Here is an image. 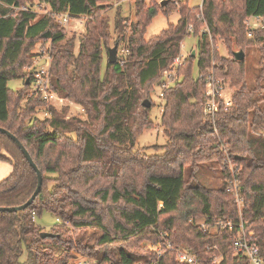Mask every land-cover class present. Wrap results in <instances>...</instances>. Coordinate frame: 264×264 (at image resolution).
<instances>
[{
    "label": "trees",
    "instance_id": "trees-1",
    "mask_svg": "<svg viewBox=\"0 0 264 264\" xmlns=\"http://www.w3.org/2000/svg\"><path fill=\"white\" fill-rule=\"evenodd\" d=\"M39 1L49 6L41 15L28 0H0V126L23 142L43 174V187L30 206L20 212L0 211V264H71L74 245L63 238L69 225L101 231L94 244L75 245L88 258L85 264H183L176 257L181 247L205 264H251L234 246L241 221L246 234L253 232L264 260L262 88L247 89L245 62L232 50L233 44L245 52L258 46L264 54V0H204L197 7L188 0H168L166 5L164 0H134L135 20L118 9L116 37L105 15L115 0ZM159 9H178L180 19L147 38V27ZM64 13L84 20L85 32L78 38L68 37L59 22ZM257 18L260 25L250 28L247 21ZM192 33L199 35L196 55L190 52L176 67L182 78L163 88L160 96L165 150L139 156L130 147L153 124L151 94L158 86L161 90L182 41ZM217 39L231 56L219 51ZM48 41L49 91L82 106L85 119L69 115V103L58 108L41 93L25 96V90L33 88L32 50ZM112 44L120 50L115 63L105 58ZM196 58L199 74L194 77ZM262 64L259 80L264 60ZM210 69L239 87L228 109L221 107L213 117L204 113L206 81L199 77ZM16 78L23 79L25 89L9 87L8 81ZM43 107L48 115L40 118L37 113ZM230 158L235 162L232 170ZM203 159L220 165V187L196 185L186 178L185 164L195 167ZM0 160L13 166L0 181V205H20L35 191L37 173L1 132ZM44 211L58 221L46 237L35 220ZM222 220L233 225L217 224ZM146 242L160 243L162 251ZM168 242L174 248L169 249ZM217 257L220 261L214 263Z\"/></svg>",
    "mask_w": 264,
    "mask_h": 264
},
{
    "label": "rangeland",
    "instance_id": "rangeland-1",
    "mask_svg": "<svg viewBox=\"0 0 264 264\" xmlns=\"http://www.w3.org/2000/svg\"><path fill=\"white\" fill-rule=\"evenodd\" d=\"M115 0L111 2V8L105 13L106 17H108L110 21V26H111V31L114 34V37H116V33L114 31V22L116 19V15L119 11L124 17H127L128 20L133 21L135 20V14H136V6L134 3V0H129V1H118ZM189 5L191 7H197L200 6L204 0H188ZM29 4H32L33 8L39 12V15L44 14L45 11H47L49 8L48 5L44 3H40L39 0H28ZM48 8V9H46ZM19 7L16 8L18 10ZM166 10L164 9H159L151 23L148 25L147 30H146V37L150 38L152 36H155L159 34L162 30L168 27L169 23H178L180 19V13L178 9H172L169 13L165 12ZM254 21V20H253ZM66 31L68 34V37H73L79 35L83 32H85V26L84 22L80 20L78 22V19H73L70 21L68 25L65 26ZM202 28L201 30L203 31ZM76 38V39H77ZM210 38V37H209ZM198 40H199V35L197 34H189L187 35L184 40L182 41V47H181V52L183 55L186 57L189 56L190 52L192 53L193 49L197 48L198 45ZM211 40V38H210ZM218 40V39H217ZM78 39L76 40L77 43ZM64 43V41L62 42ZM114 44L111 45L113 47ZM49 47V48H48ZM217 48L219 51L229 57L231 56L230 54V49L227 48L226 44L224 41L221 39L218 40L217 42ZM52 49V44L50 41L48 42H39L36 48L32 50L33 55H34V62L31 67H29V70H36L40 68L41 66L45 65V51L50 50L51 52ZM232 50L234 51H239V47L235 44L232 45ZM76 52H78V48L75 49ZM49 52V51H48ZM245 53V78L244 80L246 81L247 89L249 90H256L259 87L262 89L259 92V97L263 99V105H264V76L261 80H259L260 75L262 74L263 70V64L262 61L264 60V54L261 51V49L258 46H253L250 48L246 49ZM106 60L108 59V54H105ZM214 64V63H213ZM106 63H104V69H105ZM199 74V65H198V59L196 58L193 63V68H192V75L194 77H197ZM166 75V74H165ZM180 77L182 78L181 75L175 80L174 83L179 81ZM219 79L224 78V86H223V94L225 95V101H224V106H229L231 105V99L234 94V91L238 90L239 87H232L230 84V78L229 77H223L220 76L218 77ZM172 82V84L174 85ZM8 85L11 89L13 90H23L25 89L24 87V82L23 79L21 78H16V79H11L8 81ZM33 89H26L25 90V96L30 97L33 92ZM160 86L156 87L155 90L152 92L151 96L154 102V105L152 104L150 112H149V117L152 121V125L150 127H146L141 134H139L136 138V141L132 147H130L133 152H137L139 156L141 155H149V154H155V153H163L165 145L168 142V138L165 135L164 128L161 125V117L163 114V106H164V101L160 97ZM38 94V93H36ZM59 95V94H58ZM62 97V95H59ZM64 98V97H63ZM206 100V95L204 94V103ZM70 102L65 101L64 103H57V107L60 108L61 106H65L66 103H69L70 105V111L69 115H77L85 119L87 117L86 112L84 111V108L80 105H77L72 99ZM63 106V107H64ZM224 110H227L224 108ZM205 113V110H204ZM37 115L40 118L46 117L47 114V107L39 108V111ZM206 115V114H205ZM208 120V119H206ZM197 165L194 167L190 163L185 164L184 168V174L187 179L191 180L194 184L196 185H204L210 188H218L223 184L224 176L221 170L220 165L212 159H203L199 160L196 162ZM227 163L232 170L235 168V162L230 158L227 160ZM240 201V200H239ZM239 204V209L241 207V202ZM36 222L41 225L44 228V231H50V228L54 226L58 221L57 217L48 212L44 211L42 212L41 215H36L35 217ZM197 222L202 224L205 223L204 219H197ZM69 230L67 232H64V239H70L72 245H74L73 250L71 251V254L73 255L70 259L71 264H85V261L88 260V258L84 257L83 254H81L80 251L76 248V244L81 245V244H89V243H95L97 237L101 234V231L98 229H94L91 227H88L86 229H76L73 226L69 225ZM214 229V228H213ZM43 232V231H42ZM145 244H148L150 248L155 249L157 248L156 245L152 243L146 242ZM93 260L92 258H90Z\"/></svg>",
    "mask_w": 264,
    "mask_h": 264
},
{
    "label": "built area",
    "instance_id": "built-area-1",
    "mask_svg": "<svg viewBox=\"0 0 264 264\" xmlns=\"http://www.w3.org/2000/svg\"><path fill=\"white\" fill-rule=\"evenodd\" d=\"M118 1L125 2L129 0H118ZM58 18H59V22L63 24L64 26L68 25L70 21L73 19H78V22L80 20L84 22L82 18H72L70 17L68 13L61 14L59 15ZM247 23L250 28L258 27L260 25V19L259 18L249 19ZM193 29H194L193 25L188 26L189 32H193ZM249 35H251V32L249 33ZM119 51L120 50L118 49V52ZM121 51L123 53L127 52L125 48L121 49ZM44 54H45V57H44L45 65L41 66L40 68L36 70H33L34 79H33L32 92L41 93L45 99L55 104L64 103L65 101L70 102L69 100L63 97H60L57 93L49 91L50 78H51L50 77V67H51L52 57H51V53L48 52L47 50L45 51ZM185 59H186V56L183 55L182 52L175 59L173 68H171V70L168 71L165 75L166 80L162 84L160 96H163L164 94L163 88L171 85L172 82L174 83L175 80L179 77L176 71V67L179 65H182ZM199 77L206 81V91H205L206 100L204 103V110H205L206 116L213 117L215 113L220 111L221 107L228 109L229 103L227 107L224 106L225 105L224 101L226 100L225 95L223 94V86L225 83L224 82L225 79L224 78L219 79L216 73L211 69L208 70L206 73H200ZM236 188H237V185H236ZM237 197H239L238 193H237ZM217 224L232 226L233 222L230 220L228 221L222 220V221H217ZM243 224L244 223L242 221L239 223L241 228L238 231L235 237V240H234V246L237 252L245 253L247 257H249L251 264H264V260L260 255L259 245L257 241L252 238L253 232L246 234ZM202 225L206 227V222L202 223ZM166 245L169 249L174 248L169 242ZM156 246H157V248L155 247L156 250L162 251L160 243H158ZM176 257L178 261L183 264H205L196 254L191 252L186 247H181V248L176 249ZM218 261H220L219 257H217L213 262L216 263Z\"/></svg>",
    "mask_w": 264,
    "mask_h": 264
},
{
    "label": "water",
    "instance_id": "water-1",
    "mask_svg": "<svg viewBox=\"0 0 264 264\" xmlns=\"http://www.w3.org/2000/svg\"><path fill=\"white\" fill-rule=\"evenodd\" d=\"M167 2H168V0H164L162 2V5H166ZM192 55L193 56L196 55V49H193ZM235 57H236V59L243 61L245 59L244 51L243 50L235 51ZM108 60L111 63L117 62V60H118V44H115L113 47L109 48ZM144 103L146 105L150 106V101L148 99H146L144 101ZM0 132L9 136L17 144V146L20 148V150L22 151V153L24 154V156L28 160L29 164L33 167V169L37 173V178H38L37 187H36L35 191L33 192V194L31 195V197H29V199L27 201H25L24 203H22L20 205H15V206H2V205H0V211H17V212H20L21 210L26 209L28 206H30L34 202V200L36 199L37 195L40 193V191L43 187V174H42L39 166L37 165V163L33 159L32 155L30 154L29 150L27 149V147L23 144V142L13 132H11L7 128L1 127V126H0ZM41 234L43 237L52 235V233L47 232V231H43Z\"/></svg>",
    "mask_w": 264,
    "mask_h": 264
},
{
    "label": "crops",
    "instance_id": "crops-1",
    "mask_svg": "<svg viewBox=\"0 0 264 264\" xmlns=\"http://www.w3.org/2000/svg\"><path fill=\"white\" fill-rule=\"evenodd\" d=\"M12 168L13 166L10 162L0 160V181L11 173Z\"/></svg>",
    "mask_w": 264,
    "mask_h": 264
}]
</instances>
